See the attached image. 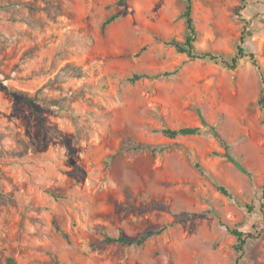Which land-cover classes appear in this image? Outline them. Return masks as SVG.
Segmentation results:
<instances>
[{"label":"rangeland","instance_id":"rangeland-1","mask_svg":"<svg viewBox=\"0 0 264 264\" xmlns=\"http://www.w3.org/2000/svg\"><path fill=\"white\" fill-rule=\"evenodd\" d=\"M191 4L0 0V264H264V0Z\"/></svg>","mask_w":264,"mask_h":264},{"label":"trees","instance_id":"trees-1","mask_svg":"<svg viewBox=\"0 0 264 264\" xmlns=\"http://www.w3.org/2000/svg\"><path fill=\"white\" fill-rule=\"evenodd\" d=\"M191 3H192V0H185V9H184V12L182 14V17L185 19V22L187 24V29L189 31V34L185 38L184 44L180 45V44L173 42V41L169 44L172 45L177 50L178 53L186 54L190 59H200L203 57L194 56L193 52H192L193 43L195 41V30L193 28L192 19H191V11H192V4ZM114 19H115V17L112 16L108 20L104 21L102 26H101V29L104 30L105 27ZM243 36H244V34L242 33V36L240 37V42H242ZM243 57H248L252 61V64L254 66L258 67L254 55L251 53H246L240 45L237 46L236 55L231 58V62L227 66L231 70H234L236 68V64H237L238 60L240 58H243ZM139 78H140V76L134 75L132 78L128 79V81L133 83L136 80H138ZM258 104L264 106V89H262V91H261V97L258 100ZM201 123H202L201 127H185V128H180L177 130L163 129L161 131V133L163 136H165L169 139H175V138L180 137V136H200L203 138H213L218 143V145H220L222 147L225 146V144L223 143V141L221 140V138L216 133V131L213 127L206 125V123L203 120ZM216 189L222 195L229 196L227 191H225V189H223L222 187H216ZM164 230H165V228H161V229H157V230H149V231L141 234L140 236H138L134 240H130V241L126 240L122 236H118L115 238L106 236L105 241L107 243H117L120 245H127V246H132V245L141 246L148 239H150L154 236L160 235ZM226 230L228 232H230L231 235L236 237V244L234 246L235 251L237 253L243 252V247L245 244V238H243L244 234L242 232L236 230V229L231 230V229L227 228ZM248 236L251 237V235H248ZM7 262H8V264H12V261L10 259H8Z\"/></svg>","mask_w":264,"mask_h":264}]
</instances>
